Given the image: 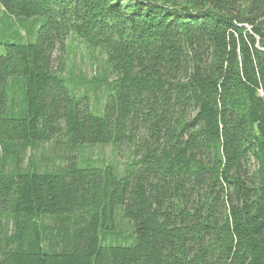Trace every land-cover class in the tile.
Listing matches in <instances>:
<instances>
[{
	"label": "trees",
	"instance_id": "16d2710c",
	"mask_svg": "<svg viewBox=\"0 0 264 264\" xmlns=\"http://www.w3.org/2000/svg\"><path fill=\"white\" fill-rule=\"evenodd\" d=\"M0 8L39 24L0 42V264H264V0ZM72 37L105 55L102 115L63 76ZM109 144L121 173L79 155Z\"/></svg>",
	"mask_w": 264,
	"mask_h": 264
},
{
	"label": "rangeland",
	"instance_id": "374dc122",
	"mask_svg": "<svg viewBox=\"0 0 264 264\" xmlns=\"http://www.w3.org/2000/svg\"><path fill=\"white\" fill-rule=\"evenodd\" d=\"M26 23L20 24L0 8V42H34L39 24L35 27L32 35H27L26 37L24 36V32L33 25L30 24L29 20ZM0 52H2V47H0ZM65 58L63 76L76 86L75 90L77 94H87L91 103L90 111L95 115H102V106L106 98V83L111 82L113 79L109 74L105 55L99 50L87 48L80 40L72 37L66 42ZM46 148L47 146H45ZM79 153L81 159L85 162L96 166L110 165L119 173L131 162L129 149L125 147L118 148L113 144L80 148ZM35 155L42 156L40 151L35 153ZM44 163L47 164L46 162ZM117 216L119 217L116 218L111 233L114 232L119 237L116 244L128 246L130 242L128 243L126 240L129 238L128 234L131 233V224L121 217L122 215L119 212H117ZM108 244L116 245L111 239L108 241Z\"/></svg>",
	"mask_w": 264,
	"mask_h": 264
}]
</instances>
